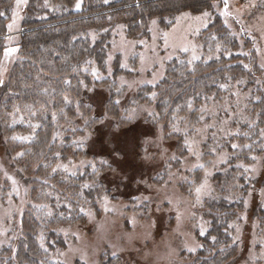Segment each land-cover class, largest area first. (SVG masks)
<instances>
[{
  "label": "rangeland",
  "instance_id": "374dc122",
  "mask_svg": "<svg viewBox=\"0 0 264 264\" xmlns=\"http://www.w3.org/2000/svg\"><path fill=\"white\" fill-rule=\"evenodd\" d=\"M27 1L13 2L8 47L0 62V89L17 49ZM77 3L81 7L82 0L74 2V9H80ZM226 5L225 0H213L209 10L182 11L167 28L160 27L154 17L148 37H128L120 23L112 29L105 69L87 68L92 81L107 79L102 86L92 83L88 91L92 115L100 118L96 135L84 130L71 141L87 146L90 154L57 166L70 174L109 167L100 178L101 185L93 182L105 194L96 208L80 206L83 221L56 229L65 246L50 252V262L103 264L113 257L119 259L116 264H193L202 247L200 238L209 229L206 203L224 197L242 201L228 224L237 246L230 264H264V126L257 145L251 144V131L244 128L255 126L263 110L264 0H226ZM215 16L221 17L235 46L220 38L225 31L203 35ZM90 35L96 37L92 30ZM117 57L123 72L114 76ZM173 58L189 63L224 60L229 65L240 63L246 71L223 82L218 94L209 95L191 114L187 111L171 123L159 122L154 103L139 102L135 95L141 87L157 84ZM254 66L256 72H252ZM110 92L118 106L117 119L103 110ZM78 103L79 99L74 100L75 106ZM58 112H52L53 119ZM119 121L127 124L119 125ZM38 123L29 106L14 109L3 122L5 139L27 141ZM165 123L169 128L165 129ZM16 125L33 130L19 132L13 130ZM79 127L83 121L68 118L55 133ZM168 133L180 135L179 140L168 138ZM104 135L107 147L101 151L97 138ZM244 149L250 150L245 154ZM28 207L35 208L29 186L11 166L0 135V252L15 247L20 219Z\"/></svg>",
  "mask_w": 264,
  "mask_h": 264
},
{
  "label": "trees",
  "instance_id": "16d2710c",
  "mask_svg": "<svg viewBox=\"0 0 264 264\" xmlns=\"http://www.w3.org/2000/svg\"><path fill=\"white\" fill-rule=\"evenodd\" d=\"M75 1H27L17 49L0 89L3 146L11 166L29 186V195L35 203V208L28 207L20 219V235L15 247L8 246L0 252V264H55L48 259L50 252L65 246L56 229L83 221L80 206L96 208L97 201L105 194L100 186L101 176L109 167H101V171L86 168L84 172L70 174L57 166L62 161L77 160L90 154L87 146L85 149V145L77 146L71 141L82 136L84 130L95 134L98 129L100 118L92 115L94 106L88 91L92 83L102 86L107 79L92 81V73L87 68L94 66L101 72L105 69L112 29L116 24L124 26L128 37H148L152 18L157 19L160 27L167 28L180 12L209 10L213 0H82L80 9H74ZM13 2L0 0V62L8 47L6 40L10 34L8 22ZM222 23L221 17L215 16L203 35L225 31L220 38L224 36L227 43L235 46L236 40L226 33ZM91 30L96 34L95 38L91 37ZM249 58L252 61L251 54ZM119 64L117 57L114 76L123 72ZM251 69L256 72L255 66ZM245 71L240 63L229 65L224 60L199 59L189 63L184 58H173L161 80L155 85L141 87L135 100L153 102L157 121L171 123L182 113L194 112L209 95L218 94L223 82ZM67 98L70 101L65 105ZM114 98V93L110 92L102 106L106 116L117 119L119 111ZM78 99L75 106L74 100ZM261 101L263 110L256 125L244 127L247 132L251 131L252 145H257L260 128L264 126V99ZM28 106L29 111H35L39 122L35 132L27 141L5 139L4 120L9 119L12 110ZM54 110H59L55 119L52 117ZM68 118L80 119L83 127L55 133ZM164 126L166 129L168 124ZM13 130L31 133L33 127L16 125ZM179 136L167 134L168 138L178 140ZM254 136H257L256 142ZM105 139V135L97 138L101 151L107 147L103 146ZM248 150L242 152L246 154ZM97 180L98 186L93 183ZM241 204L242 201L233 202L224 197L206 203L209 229L200 238L202 247L195 254L193 264L233 262L237 246L232 242L228 224L242 208ZM118 261V258L110 257L103 264Z\"/></svg>",
  "mask_w": 264,
  "mask_h": 264
},
{
  "label": "snow or ice",
  "instance_id": "6c2138e0",
  "mask_svg": "<svg viewBox=\"0 0 264 264\" xmlns=\"http://www.w3.org/2000/svg\"><path fill=\"white\" fill-rule=\"evenodd\" d=\"M225 6H227V5H226V0H225ZM76 7H77V8L80 7L79 3H77ZM9 51H13V50H9Z\"/></svg>",
  "mask_w": 264,
  "mask_h": 264
}]
</instances>
